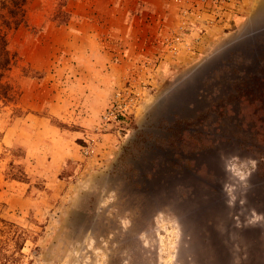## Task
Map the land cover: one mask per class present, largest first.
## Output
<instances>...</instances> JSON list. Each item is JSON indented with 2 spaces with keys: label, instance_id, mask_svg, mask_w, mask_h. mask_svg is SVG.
Here are the masks:
<instances>
[{
  "label": "rangeland",
  "instance_id": "obj_1",
  "mask_svg": "<svg viewBox=\"0 0 264 264\" xmlns=\"http://www.w3.org/2000/svg\"><path fill=\"white\" fill-rule=\"evenodd\" d=\"M66 1L51 0L35 23L31 11L44 3L26 0L25 22L8 32L17 58L8 75L13 98L0 101V264H221L212 238L222 221H205L197 262L172 205L142 216L169 181L189 180L226 202L230 264H259L240 233L259 228L264 252V202L256 191L253 206L246 199L250 177L264 178V98L244 91L264 82V38L255 53L228 52L206 73L197 102L180 98L158 111L174 85L264 21V0L254 9L255 0H240L210 26L183 25L171 0L159 1L161 10L137 0L128 32L134 23L142 33L145 20L146 39L136 56L126 49L111 57L126 63L120 80L81 71L75 64L83 58L59 48L66 34H48L67 23ZM14 3L23 0H0V14Z\"/></svg>",
  "mask_w": 264,
  "mask_h": 264
},
{
  "label": "water",
  "instance_id": "obj_2",
  "mask_svg": "<svg viewBox=\"0 0 264 264\" xmlns=\"http://www.w3.org/2000/svg\"><path fill=\"white\" fill-rule=\"evenodd\" d=\"M249 32L248 36L240 39V41L235 43L233 47L228 49L230 51L227 50L222 55H219V57L208 61L205 66L195 71L191 76L186 77L183 81L174 85L166 97L165 102L162 103L158 113H160V115L167 113L169 109L177 104L180 98L190 99L194 97L195 99V88L200 85L201 79L206 73L213 69L228 52L240 50L248 53L254 52L258 48L260 40L264 38V21H262V23L259 21L254 23V26ZM195 101L197 102V99H195ZM230 152L232 153L233 150H227L225 153ZM217 167L218 170L215 186L220 189V187L222 188V180L220 179H224L226 173L221 160H219ZM262 179L264 178H259L257 175H252V177H250V183L254 185L246 194V199L250 206H253L254 201L257 200L255 199V194H258L257 198L264 202V187H258L259 189L255 187L257 183H260L259 181H263ZM180 187L188 192L182 194L178 190ZM162 188L163 190L158 187V191H163L158 192L159 195L154 193L149 197L148 202L150 203L151 208L149 207V210L144 211L142 216L149 218L151 214L150 211L156 204L172 205L174 211L180 216L184 231L192 235L191 242L185 248L188 249V251L190 250L194 252V257L197 262L201 261L200 250L204 243L202 236L205 221H208L209 219H212L213 222L216 223H221L222 221V226L224 227H222L221 231L213 235L212 245H215L218 263L230 264V223L227 219L229 209L226 207V202L224 203L220 194L217 192L210 193L202 188L199 183L191 180L184 183L169 181V183ZM254 191H256L255 194ZM262 209L264 210V208ZM259 237V228L255 230L244 229V231L240 233V241L251 245L250 251L253 255L258 254V257L255 256L253 258L254 261L257 260L259 264H264V252H261V239Z\"/></svg>",
  "mask_w": 264,
  "mask_h": 264
},
{
  "label": "crops",
  "instance_id": "obj_3",
  "mask_svg": "<svg viewBox=\"0 0 264 264\" xmlns=\"http://www.w3.org/2000/svg\"><path fill=\"white\" fill-rule=\"evenodd\" d=\"M37 1L44 4L40 9L31 11L32 18L37 17L32 19L35 23L44 17L46 8H49L51 3V0ZM159 1L165 0H155L154 4H158V9L161 10ZM137 4V0H67L64 4V9L69 15L67 23L50 26L48 34H66L62 43L58 44L59 48L65 51L64 56L79 55L83 58L75 64L81 71L102 73L107 70L109 75L116 74L120 80L124 73L122 66L126 63L124 60L120 63H110L111 57L126 49L128 55L136 56L146 39L145 20L141 25L142 33H137L134 23H131L128 32L130 25L126 21L127 12L129 8H136ZM95 86L99 88L102 82L95 83Z\"/></svg>",
  "mask_w": 264,
  "mask_h": 264
},
{
  "label": "trees",
  "instance_id": "obj_4",
  "mask_svg": "<svg viewBox=\"0 0 264 264\" xmlns=\"http://www.w3.org/2000/svg\"><path fill=\"white\" fill-rule=\"evenodd\" d=\"M25 1L26 0H23V3H14L15 9L7 8L6 14H0V101L3 103L11 101L13 98L14 88L8 80V75L17 58L16 53L9 47L8 32L11 29H16L25 22ZM3 6L4 4H2V7ZM17 15H19V17H17ZM263 90L264 82L263 84L260 82V86L256 85L255 87H249V85H246L244 91H246L251 98H256L255 96H258L260 99H263ZM240 91H242V88ZM253 91L256 92L255 96L253 95Z\"/></svg>",
  "mask_w": 264,
  "mask_h": 264
},
{
  "label": "built area",
  "instance_id": "obj_5",
  "mask_svg": "<svg viewBox=\"0 0 264 264\" xmlns=\"http://www.w3.org/2000/svg\"><path fill=\"white\" fill-rule=\"evenodd\" d=\"M179 7V19L183 25L210 26L233 11L240 0H171ZM204 29L205 27H201ZM180 35H174L177 38ZM195 38L200 37V31ZM125 111V110H124Z\"/></svg>",
  "mask_w": 264,
  "mask_h": 264
},
{
  "label": "bare ground",
  "instance_id": "obj_6",
  "mask_svg": "<svg viewBox=\"0 0 264 264\" xmlns=\"http://www.w3.org/2000/svg\"><path fill=\"white\" fill-rule=\"evenodd\" d=\"M261 2H262V0H255L254 5H253V9L256 7L257 4H259Z\"/></svg>",
  "mask_w": 264,
  "mask_h": 264
}]
</instances>
